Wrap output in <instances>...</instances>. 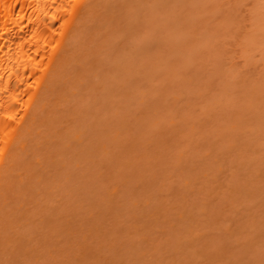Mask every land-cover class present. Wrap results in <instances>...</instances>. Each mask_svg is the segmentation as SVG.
<instances>
[{
  "label": "rangeland",
  "instance_id": "1",
  "mask_svg": "<svg viewBox=\"0 0 264 264\" xmlns=\"http://www.w3.org/2000/svg\"><path fill=\"white\" fill-rule=\"evenodd\" d=\"M105 1L0 209L1 264H264V2Z\"/></svg>",
  "mask_w": 264,
  "mask_h": 264
},
{
  "label": "bare ground",
  "instance_id": "2",
  "mask_svg": "<svg viewBox=\"0 0 264 264\" xmlns=\"http://www.w3.org/2000/svg\"><path fill=\"white\" fill-rule=\"evenodd\" d=\"M104 1L0 0V209L6 204L8 192H13L17 183L14 178L21 163L25 159L39 161V153L36 152L39 150L38 138L43 137L50 127L57 100L70 95L67 92L71 90L73 76L78 74L74 73V66L79 64L84 45L89 50L103 38L107 24L99 20L101 9L106 8L102 6L100 9ZM132 1L120 2L129 8ZM141 2L142 9L150 3ZM261 9L264 16V8ZM136 11L132 7V14H137ZM89 61L91 65H87ZM88 62L85 60L81 66L84 72H81L79 81L86 79L83 78L84 73L94 68L93 60L88 59ZM95 67L92 74L97 69ZM90 77L86 79L88 84ZM81 84L84 81L76 84L80 92L93 82L90 85L85 83V87ZM100 84L95 88L104 85ZM113 101L101 102V108L107 110ZM49 130L52 132V128ZM241 191L238 193H247Z\"/></svg>",
  "mask_w": 264,
  "mask_h": 264
}]
</instances>
